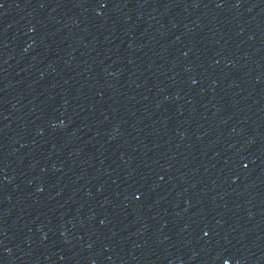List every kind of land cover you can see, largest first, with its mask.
Returning <instances> with one entry per match:
<instances>
[{"label": "water", "instance_id": "obj_1", "mask_svg": "<svg viewBox=\"0 0 264 264\" xmlns=\"http://www.w3.org/2000/svg\"><path fill=\"white\" fill-rule=\"evenodd\" d=\"M177 264H264V0H132Z\"/></svg>", "mask_w": 264, "mask_h": 264}]
</instances>
